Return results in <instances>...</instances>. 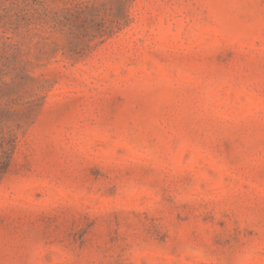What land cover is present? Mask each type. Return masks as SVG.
<instances>
[{"label": "rangeland", "instance_id": "1", "mask_svg": "<svg viewBox=\"0 0 264 264\" xmlns=\"http://www.w3.org/2000/svg\"><path fill=\"white\" fill-rule=\"evenodd\" d=\"M0 264H264V0H0Z\"/></svg>", "mask_w": 264, "mask_h": 264}, {"label": "trees", "instance_id": "2", "mask_svg": "<svg viewBox=\"0 0 264 264\" xmlns=\"http://www.w3.org/2000/svg\"><path fill=\"white\" fill-rule=\"evenodd\" d=\"M11 154H12L11 148H10V152H9L8 148H6L3 151V155H2L1 158L3 160L2 162H3V165L4 166H2L3 168H0V172H1V169H3L2 171H5L6 170V166L5 165H7L9 163L10 158H11Z\"/></svg>", "mask_w": 264, "mask_h": 264}]
</instances>
